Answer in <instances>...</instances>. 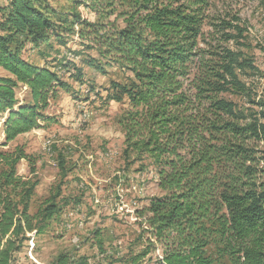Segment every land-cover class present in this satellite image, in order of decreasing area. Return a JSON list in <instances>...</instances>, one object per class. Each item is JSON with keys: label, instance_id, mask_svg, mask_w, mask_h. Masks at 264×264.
Instances as JSON below:
<instances>
[{"label": "trees", "instance_id": "1", "mask_svg": "<svg viewBox=\"0 0 264 264\" xmlns=\"http://www.w3.org/2000/svg\"><path fill=\"white\" fill-rule=\"evenodd\" d=\"M5 1L0 68L9 75L0 76V113L6 115L0 144V264H12L28 235L42 233L59 211L49 200L30 214L38 182L17 172L28 156L20 147L13 152L1 147L49 119L50 99L68 86L61 73L75 65L68 58L38 64L25 52L38 50L46 61L41 48L66 47L70 35L133 74L128 85L112 82L113 99L127 95L130 102L120 118L125 159H149L164 194L138 214L148 233L147 248L130 263L160 246V264H213L209 247L230 264H264V96L254 98L241 79L256 66L228 46L243 37L241 18L213 16L218 23L211 22L209 11L219 0H67L62 6L58 0ZM207 23L218 35L216 44L205 38ZM87 63L104 70L95 58ZM20 85L28 87L29 101L18 98ZM57 264L68 259L61 256Z\"/></svg>", "mask_w": 264, "mask_h": 264}, {"label": "rangeland", "instance_id": "2", "mask_svg": "<svg viewBox=\"0 0 264 264\" xmlns=\"http://www.w3.org/2000/svg\"><path fill=\"white\" fill-rule=\"evenodd\" d=\"M5 3L0 0L1 6ZM66 3L58 0L59 6ZM78 10L93 19L83 7ZM209 13L211 18H241L243 37L228 46L256 66V70L242 73L241 79L254 98L264 96V0H219ZM210 21L218 23L213 18ZM203 32L208 43H217L213 25L205 24ZM40 52L48 56L46 61L38 50L29 49L25 56L38 64L54 63V58L73 60L71 70L61 73L68 86L50 99L45 113L49 119L42 121L40 128L19 135L1 150L13 152L20 147L28 156L18 163L17 172L24 179L38 182L29 204L30 214L44 209L49 200H54L59 211L46 222L42 233L28 235L12 264H57L61 256L68 259V264H132L130 258L147 248L148 233L138 214L152 198L164 194L158 186L156 166L149 159L132 163L125 159L126 138L120 118L130 102L127 95L121 101L113 99L117 91L112 82L128 85L133 74L95 50L85 49L76 35L67 37L66 47L43 46ZM90 57L104 70L90 66ZM16 91L20 100H30L24 86ZM228 97L244 102L239 96ZM2 115L0 144L4 142ZM208 252L213 264H230L213 247ZM161 257L157 246L136 264H160Z\"/></svg>", "mask_w": 264, "mask_h": 264}, {"label": "crops", "instance_id": "3", "mask_svg": "<svg viewBox=\"0 0 264 264\" xmlns=\"http://www.w3.org/2000/svg\"><path fill=\"white\" fill-rule=\"evenodd\" d=\"M8 75H9V74H8L6 71H4L2 68H0V76H8ZM20 86H23V85H20ZM24 88L27 89V90L29 91V89H28L27 86H24ZM21 101H25V100H21ZM2 116H4V115H2ZM4 117H6V115H5ZM29 133H30V132H29Z\"/></svg>", "mask_w": 264, "mask_h": 264}]
</instances>
